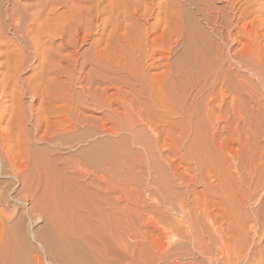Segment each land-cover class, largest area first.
Masks as SVG:
<instances>
[{
    "label": "rangeland",
    "instance_id": "rangeland-1",
    "mask_svg": "<svg viewBox=\"0 0 264 264\" xmlns=\"http://www.w3.org/2000/svg\"><path fill=\"white\" fill-rule=\"evenodd\" d=\"M162 1L146 0L142 12L132 7L127 23L145 27L133 55L115 52L121 38L107 43L123 29L101 33L104 15L93 20L96 31H79L76 50L68 46L45 60L24 46L34 32L29 40L18 37L27 56L16 71L20 118L12 128L5 84L0 122L1 264H264V0H180L188 24L180 35L163 31ZM79 2L3 0V8L14 4L23 27L32 24L30 14H40L34 22L45 26L54 23L50 10L66 14L80 5L95 12L91 1ZM195 23L218 58L209 61L205 87L184 70L169 71L195 51ZM41 37V50L59 42ZM94 40L102 58L91 57ZM43 62L74 70L41 76ZM0 63L7 83L10 60ZM207 109L216 117L205 116ZM40 154L55 174L62 167L66 192L57 204L42 200V181H29ZM25 158L27 170L17 169Z\"/></svg>",
    "mask_w": 264,
    "mask_h": 264
},
{
    "label": "bare ground",
    "instance_id": "bare-ground-1",
    "mask_svg": "<svg viewBox=\"0 0 264 264\" xmlns=\"http://www.w3.org/2000/svg\"><path fill=\"white\" fill-rule=\"evenodd\" d=\"M8 1V0H7ZM15 1V0H14ZM57 1V0H56ZM70 1L72 0H58L59 4L60 3H69ZM76 1V0H75ZM80 1L79 3H81L82 1H91L93 4L92 6H94L95 8V12L92 13L90 8L92 7H89L88 6H85L83 9L79 4V7H71L69 6V9H67L68 11L66 12V14H56V13H53L51 10L49 11L51 14V16L49 17L50 14L48 13H45V14H48L46 16L49 17V19H51L50 21H53L52 25H45V26H38L34 20L36 18L35 14H30L29 16H31V20L33 21L32 24H30V26H26V27H23L20 25L19 23V18L17 17V8L15 7L14 4H12L11 8L9 9V11L7 12L6 10H4L3 8V0H0V58H2L3 56H6L9 60H10V64L8 65V70H9V75L6 77V80H7V83L6 81L4 82V79L0 78V122H2L3 120V117L6 118L4 116V106L2 105V99L4 97V89H5V84L7 87L10 88V91H9V95H10V99H11V104L9 105V111L11 112L10 113V116L8 121H9V124L14 121V120H19V113L17 112V103H19L17 100L18 99V96H17V93H16V86H17V82H18V79H17V70H18V67H20L19 64H17L20 59L22 61L26 60L27 56H25L24 54H22L21 52V46L18 42V37L19 38H25L29 33H35V37L32 39V41L30 43H24V46L32 49L35 53V55L37 56H40V58L42 60H45L47 57L50 56L51 57H54V56H57L55 54H57L56 52L60 49H63V48H67L68 46H71L73 49L77 48V44H78V33L80 30H83V28H88V29H94L96 31V24L93 23V20H96V19H99V17H101L100 15H104L103 19H102V26L100 27L99 31H101V33L109 26H113V27H119V28H122L123 31L121 33L118 34V32H112L109 34L108 36V42H112V43H117V40L118 39H123L122 40V44H116V47H115V52L117 53H120L122 51H126L128 49H130L131 53L133 52V49H134V52H135V49L137 48V46L140 47V45L143 43V34H144V31H145V27L144 26H141V25H138V27H134L132 26V23L130 25V23L127 21L129 19H132L130 18L131 16V10L134 8V11L136 13V11H140V9H142L143 7H145V2L146 0H78ZM180 0H164L161 2V4H158V7L160 8V11L158 12L157 15L159 14H163L164 18L168 20V24L166 26L165 29H163V31L165 30V32H169L171 33L172 35H180L182 33H184V30H186L185 28L188 26V24H186L187 22H185V20L183 19V7L181 4H179ZM13 2V1H12ZM133 7V8H132ZM154 9V6L151 7V10ZM169 9H172L173 13H169ZM143 10V9H142ZM144 11H146L144 9ZM143 11V13H144ZM142 12V11H140ZM186 12V11H185ZM63 13V12H62ZM65 13V12H64ZM142 13V14H143ZM182 13V14H181ZM44 15V14H43ZM86 15V18L83 17ZM141 16V14H139ZM145 15V13L143 14ZM142 15V16H143ZM40 16V14H39ZM38 16V17H39ZM42 16V14H41ZM45 16V17H46ZM207 16V15H206ZM37 17V18H38ZM43 17V16H42ZM47 18V21L49 22V19ZM157 17V16H156ZM27 18V16H26ZM36 18V19H37ZM40 18V17H39ZM85 18V19H84ZM22 19V17L20 18ZM45 19V18H44ZM83 19V20H82ZM100 19V20H101ZM161 19V18H160ZM160 19L157 21L159 22ZM163 19V17H162ZM208 20V19H207ZM167 22V21H166ZM45 23V22H44ZM43 23V24H44ZM34 24H36L38 27H36ZM50 24V23H49ZM129 24V25H128ZM157 24V23H156ZM192 24V23H191ZM42 25V24H41ZM137 25V24H136ZM160 25V24H159ZM36 28H35V27ZM191 26V25H190ZM193 27H191L190 31H191V34H192V37H193V41L195 43V51L191 52L193 54H189V56L185 59L184 61V64L182 66H177L175 68H170L169 71L173 70L174 69V73H181L182 70H184V72H186V74L188 75V78L190 77L192 81H196L194 84H196L197 82L199 83H202V87L206 85V81L208 82L207 80V77L209 75V65L211 64V62L213 63H217L218 62V58L215 56V54L212 52V50L206 45V42H205V39H204V36L207 37L204 33V31H202V28L198 25H196V23L194 25H192ZM154 27V26H153ZM165 27V26H164ZM163 27V28H164ZM134 28H139V31H140V34L141 35H135L133 34V32L131 33V30H133ZM157 28V27H156ZM156 28H153V30H155ZM159 28V27H158ZM138 30V29H137ZM189 30V29H188ZM187 31V30H186ZM165 32H162V33H165ZM10 34V38L7 39L6 37V34ZM100 33V34H101ZM30 35V34H29ZM29 35H28V40H29ZM41 35L46 36L48 38V42L50 44H54L55 40L58 39L59 42L58 44H56V46L54 47H49V48H46V49H42L40 48V46L42 44H40V41L42 39ZM141 36V37H140ZM41 38V39H39ZM22 39V40H23ZM27 39V37L25 38ZM210 39V38H209ZM208 39V40H209ZM6 40V41H5ZM27 40V41H28ZM79 42L82 44L85 40H86V36H82V37H79ZM110 40V41H109ZM26 41V40H24ZM26 41V42H27ZM100 41V40H99ZM154 41V40H153ZM98 41L97 40H94L92 42V52H91V57L92 59H96L97 58H102L101 56L103 55V53L101 51H96V43ZM192 42V41H191ZM208 42V41H207ZM190 45V44H189ZM210 45V43H209ZM26 47V48H27ZM42 47V46H41ZM213 47V46H212ZM6 48V49H5ZM216 48V46H215ZM214 48V49H215ZM5 49V50H4ZM193 49V48H191ZM31 50V51H32ZM76 50V49H75ZM139 50V49H138ZM199 50V51H198ZM202 50L203 52V55H204V58H205V62L204 61V58L202 61H204L205 63H202L198 60V56H197V52H200ZM129 52V53H130ZM133 52V53H134ZM133 53L131 55H133ZM201 53V52H200ZM69 55H67L68 57ZM88 58V57H87ZM132 58V57H131ZM130 58V60H132ZM66 59H69V58H66ZM65 59V60H66ZM129 60V59H128ZM69 61V60H67ZM66 61V62H67ZM133 61V60H132ZM211 61V62H209ZM21 62V61H20ZM126 64H127V61H125ZM124 62V63H125ZM183 62V61H182ZM126 64H122V65H125L124 67L126 68ZM181 64V63H180ZM207 64V65H206ZM24 64H21V66H23ZM70 65V64H69ZM68 65V66H69ZM73 65V64H72ZM214 65V64H213ZM129 66V65H128ZM215 66V65H214ZM2 67V64L0 63V68ZM40 69H39V72H40V75L42 76L43 72H65V71H69V68L67 69L66 66H60V65H57V64H46V63H41L39 66H38ZM70 67V71L69 72H73L74 70V67L72 68L71 66ZM211 67V66H210ZM211 69V68H210ZM183 72V71H182ZM90 74V73H89ZM88 74V75H89ZM95 74V73H94ZM218 74V72H217ZM0 76H1V72H0ZM209 78V77H208ZM92 79H94V77L92 75H89L88 76V79L87 81L88 82H92ZM40 80V78H39ZM42 80V79H41ZM190 80V79H189ZM213 80V79H212ZM211 80V81H212ZM216 81H212V82H221L220 85H223L224 82L223 81H218V79H215ZM222 80V79H221ZM56 80H53L52 82H50L49 84L44 82V86L45 88H48V87H51L52 84L56 83L54 82ZM43 82V81H42ZM41 82V83H42ZM54 82V83H53ZM94 82V80H93ZM190 82V81H189ZM40 83V84H41ZM58 83V82H57ZM205 83V85H204ZM39 84V86H40ZM198 84V83H197ZM56 85V84H55ZM54 85V86H55ZM200 85V84H199ZM38 86V85H35V87ZM38 86V87H39ZM53 86V85H52ZM53 86V87H54ZM31 87H34V85H32ZM37 87V88H38ZM159 88V87H158ZM50 89V88H49ZM53 89V88H51ZM203 88H201L200 90H202ZM64 91V89H63ZM62 91V92H63ZM66 91V90H65ZM203 91V90H202ZM59 94L62 96L64 94ZM201 92V91H200ZM200 92H198L200 94ZM220 92V91H219ZM223 92V91H221ZM197 93V94H198ZM203 93V92H201ZM68 94V93H67ZM162 94V93H161ZM164 94V93H163ZM221 95H223L222 93H220ZM220 95V96H221ZM164 96V95H163ZM173 96V95H172ZM165 97V96H164ZM163 97V98H164ZM183 97V96H182ZM223 97L225 96H221L220 99H224ZM184 98V97H183ZM123 99V98H122ZM252 99V98H251ZM234 100V99H233ZM222 101V100H221ZM17 102V103H16ZM220 107V106H218ZM78 108V107H77ZM209 109V108H208ZM206 110L207 113L205 114V116H207L208 118L212 119L216 116H213V111L211 112V110ZM18 113V114H17ZM205 113V112H204ZM118 114V113H117ZM6 115V114H5ZM119 115V114H118ZM219 115V114H218ZM217 115V118L221 119L222 116H218ZM121 118L123 117L122 114H120ZM119 116V117H120ZM212 116V118H211ZM19 117V118H17ZM118 117V118H119ZM190 117V115H189ZM17 118V119H16ZM218 119V120H219ZM7 121V122H8ZM15 123H13L14 125ZM17 124V123H16ZM42 125V122L40 121V119H37L36 120V128H40V126ZM10 126L12 127V124H10ZM20 127V126H19ZM119 127V126H118ZM14 128V126L12 127ZM117 128V127H116ZM121 128V127H120ZM118 129V128H117ZM10 130V128H9ZM115 131V128L112 129V131ZM13 131V129H12ZM11 132V131H10ZM15 132V129L14 131ZM1 133V131H0ZM132 134V132H130ZM129 133V134H130ZM16 134V133H14ZM18 134V133H17ZM16 134V135H17ZM15 135V137H16ZM46 138L45 137H42V138H45V139H49V137H47L48 135L45 134ZM158 135V134H156ZM2 136V134H1ZM0 136V137H1ZM17 136H20L19 134ZM133 138V136H131ZM27 138V136H26ZM41 138V137H40ZM39 138V139H40ZM47 139V140H48ZM11 140V138H10ZM19 140V139H17ZM27 140V139H26ZM29 141V140H28ZM44 141V140H43ZM15 142V141H14ZM133 142V141H131ZM23 144V143H22ZM34 151V150H32ZM32 151L30 153H32ZM22 152V151H21ZM28 152V151H27ZM29 154V153H28ZM47 154V153H45ZM27 155V154H26ZM33 155V154H32ZM28 156V155H27ZM42 156V154H40V157ZM46 157V156H44ZM33 159V158H32ZM39 159V158H38ZM23 162V165H21ZM19 165H15L17 169H21V170H24V168L27 170V168L29 167V164H30V158H25L23 161H21ZM32 162V161H31ZM17 164V163H16ZM54 164V163H52ZM51 161L46 158V159H43V156L42 158H40L38 161H35V162H32V165L30 166L31 167V173H30V176H29V181L31 180V185L33 183V180L37 183H40L41 181L45 184V190L43 191L44 194H43V197H42V200L43 199H46V198H51V199H54L56 200L57 198L62 199L64 194L63 192H66L63 190V192L61 191L62 188L61 187V183H62V175H61V168L62 167H58L59 171L58 174H55L53 172V168L51 169ZM63 166V165H61ZM25 179V178H24ZM26 180V179H25ZM35 183V184H37ZM34 184V183H33ZM34 184V185H35ZM33 185V186H34ZM39 186V184H38ZM30 188V187H29ZM33 188V187H32ZM38 188V187H37ZM34 189V188H33ZM37 190V189H35ZM66 190V189H65ZM85 191V190H84ZM87 194V193H86ZM81 194H79L80 196ZM78 196V197H79ZM82 196V195H81ZM86 197V196H85ZM69 199V198H68ZM50 200V199H49ZM72 200V199H71ZM81 200V199H80ZM45 201V200H44ZM47 201V200H46ZM57 201L56 200V204H57ZM43 202V201H42ZM75 202V201H74ZM62 203V201H61ZM75 205V204H74ZM61 206V205H59ZM85 206V205H84ZM74 207V206H73ZM88 207V206H87ZM86 207V208H87ZM67 208V207H66ZM78 208H81V207H78ZM61 209V207H60ZM91 209V208H90ZM51 211V210H50ZM45 212V211H44ZM64 212V211H63ZM74 212V211H73ZM81 212V211H80ZM62 213V212H61ZM91 213V212H90ZM4 214V213H3ZM68 214V213H67ZM72 214V213H71ZM85 214V213H84ZM83 214V215H84ZM105 214V213H104ZM73 215V214H72ZM68 216V215H67ZM81 216V215H80ZM50 217V216H49ZM95 217V216H94ZM70 218V217H69ZM87 218V217H86ZM93 218V217H92ZM109 218V217H108ZM84 219V218H83ZM82 219V220H83ZM62 220V219H61ZM64 220V219H63ZM57 221V220H56ZM69 221V220H68ZM63 222V221H62ZM79 222V221H78ZM84 222V221H83ZM92 222V221H91ZM59 223V221H58ZM93 223V222H92ZM71 224V223H70ZM83 224V223H82ZM67 227V226H66ZM81 229V228H80ZM86 229V228H85ZM57 230V229H56ZM64 230V229H63ZM83 230V229H81ZM75 231V230H74ZM91 231V230H90ZM96 231V230H95ZM3 235L0 234V238L1 236ZM15 235V233H14ZM83 235V234H81ZM90 235V234H89ZM3 238V237H2ZM1 240V239H0ZM12 240V239H11ZM91 240V239H90ZM89 240V241H90ZM94 240V239H93ZM2 241V240H1ZM95 241V240H94ZM91 242V241H90ZM1 244V243H0ZM92 244V243H91ZM2 245V244H1ZM1 247V246H0ZM91 249V248H90ZM94 249V248H93ZM96 250V249H95ZM102 254V253H101ZM97 255V254H96ZM103 255V254H102ZM1 264V262H0Z\"/></svg>",
    "mask_w": 264,
    "mask_h": 264
}]
</instances>
